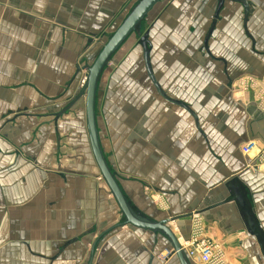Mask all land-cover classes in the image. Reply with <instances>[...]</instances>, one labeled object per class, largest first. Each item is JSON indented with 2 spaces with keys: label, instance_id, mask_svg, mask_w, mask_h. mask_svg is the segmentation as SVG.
<instances>
[{
  "label": "crops",
  "instance_id": "obj_1",
  "mask_svg": "<svg viewBox=\"0 0 264 264\" xmlns=\"http://www.w3.org/2000/svg\"><path fill=\"white\" fill-rule=\"evenodd\" d=\"M244 1L247 15L224 0L216 20L217 0L160 2L145 28L165 97L130 39L97 101L104 157L125 197L153 220L180 218L169 227L181 244L200 229L224 264H264V0ZM134 2L0 0V264H87L119 222L84 99L57 115L80 90L76 61L85 64ZM135 75L144 84L126 82ZM248 142L256 147L244 154ZM165 246L122 227L101 238L91 264H179Z\"/></svg>",
  "mask_w": 264,
  "mask_h": 264
},
{
  "label": "water",
  "instance_id": "obj_2",
  "mask_svg": "<svg viewBox=\"0 0 264 264\" xmlns=\"http://www.w3.org/2000/svg\"><path fill=\"white\" fill-rule=\"evenodd\" d=\"M163 0H135L128 8L124 16L120 18L117 25L111 31L110 35L105 39L102 45L88 55L85 64L81 67L84 70V82L80 90L75 95L73 101L65 106L57 116H62L75 104L79 99H84V118L85 129L88 137L89 147L98 169L99 175L106 184L109 195L113 198L118 207L121 216L119 222L101 234L93 243L90 258L87 264L92 263L95 246L100 242L101 238L112 231L122 227H130L137 229L142 233H147L151 238L160 237L167 244L165 250L169 251V256H174L179 264H191L182 244L169 227L170 223L178 221L180 218L153 220L144 213L136 209L132 203L125 197L119 183V179L113 171V168L104 157V151L101 146V136L97 123V101L99 99V86L103 81V77L113 62L117 52L127 44L130 39L138 42L143 55V63L147 77L155 87L156 91L162 96L155 78L153 77L149 66L150 44L148 41V32H144L145 26L150 24V15L156 6ZM216 15L223 6L224 0H217ZM241 4L247 15L248 5L244 0H230ZM142 32H144L142 34ZM142 34V35H141ZM79 70V68H78ZM243 202V200H242ZM244 203V202H243ZM243 206V205H242ZM153 260V257H150Z\"/></svg>",
  "mask_w": 264,
  "mask_h": 264
},
{
  "label": "built area",
  "instance_id": "obj_3",
  "mask_svg": "<svg viewBox=\"0 0 264 264\" xmlns=\"http://www.w3.org/2000/svg\"><path fill=\"white\" fill-rule=\"evenodd\" d=\"M255 147L256 144L254 142H248L242 147L241 151L242 153L247 154L251 150H254ZM193 232L192 238H190L189 241L190 243L182 245L187 257L191 261L196 260L200 264H220L219 258L222 254L218 247L203 238L200 229H194Z\"/></svg>",
  "mask_w": 264,
  "mask_h": 264
},
{
  "label": "rangeland",
  "instance_id": "obj_4",
  "mask_svg": "<svg viewBox=\"0 0 264 264\" xmlns=\"http://www.w3.org/2000/svg\"><path fill=\"white\" fill-rule=\"evenodd\" d=\"M172 6H174V4H172L171 5V7ZM163 18H165L163 15L162 16H160L157 20H159V21H163ZM157 20H156V22H157ZM149 26H152V25H149ZM152 28H153V26H152ZM214 28H215V26H214ZM148 29H149V27L148 28H145V30H144V32H147L148 31ZM144 32H142V34L144 33ZM141 34V35H142ZM93 40V39H92ZM94 42V41H93ZM94 45V43H92V41H90L89 42V45H88V47L89 48H91L92 46ZM134 46L136 47L137 46V48L135 49L134 48ZM139 46V44H138V42L137 41H135V43L133 44V47H132V50H138V48L140 47H138ZM88 47H87V49H88ZM129 50H131V49H129ZM129 50L126 52V54H125V56H124V60H129V61H131V62H128V65H127V72L129 71V68H132L133 66H135V65H132L134 62H132L133 61V59H132V55H134V54H132V51L131 52H129ZM95 51V49L93 48L92 50H91V52H94ZM80 57V56H79ZM78 59V58H77ZM120 60H123V59H120ZM77 63H76V65H77V67L79 68V70H78V77H77V79L74 81V83H73V86H74V84H76V87H77V90H78V88L80 87V85H82V81H84V70L82 71L81 69V64H80V62H78V60L76 61ZM115 63V59L113 60V62H111V64L109 65V68H111V70L112 71H114L115 69H116V67H117V65L118 64H114ZM113 65V66H112ZM131 72V71H130ZM84 73V74H83ZM136 73H137V71H136ZM82 74V76L80 77V75ZM119 74H121L122 75V71H120V73ZM125 76V75H124ZM134 78H136L137 80H135ZM143 78V79H142ZM132 81H134V82H132ZM146 80H145V77H142V76H138V75H135V76H133L132 78H127L126 79V82H131L133 85H135V86H138V84L140 85V83H142V84H144V82H145ZM124 98H126L125 96H124ZM101 107H102V109L104 108L105 109V104H103V100L99 103V105H98V108H97V114H98V122H100V120L102 119V120H104V113H102L101 112ZM104 112V111H103ZM72 115V114H71ZM71 117H67L66 118V120L67 119H70ZM101 120V121H102ZM105 121V120H104ZM99 125V124H98ZM75 126L76 127H78L79 126V123L78 122H76L75 123ZM242 149V148H241ZM190 240H188L187 242H185V244L184 245H187L188 243H190L189 242ZM211 243V242H210ZM195 262H197L196 260H194ZM197 263H199V262H197ZM219 263L220 264H224L223 263V257L221 256L220 258H219Z\"/></svg>",
  "mask_w": 264,
  "mask_h": 264
},
{
  "label": "flooded vegetation",
  "instance_id": "obj_5",
  "mask_svg": "<svg viewBox=\"0 0 264 264\" xmlns=\"http://www.w3.org/2000/svg\"><path fill=\"white\" fill-rule=\"evenodd\" d=\"M216 15V14H215ZM217 16H218V14H217ZM214 18H215V16H214ZM217 18H215V20H216ZM151 20V19H150ZM153 22H150V24H152Z\"/></svg>",
  "mask_w": 264,
  "mask_h": 264
},
{
  "label": "bare ground",
  "instance_id": "obj_6",
  "mask_svg": "<svg viewBox=\"0 0 264 264\" xmlns=\"http://www.w3.org/2000/svg\"><path fill=\"white\" fill-rule=\"evenodd\" d=\"M84 81H82V83H83ZM182 245H184V244H182Z\"/></svg>",
  "mask_w": 264,
  "mask_h": 264
}]
</instances>
